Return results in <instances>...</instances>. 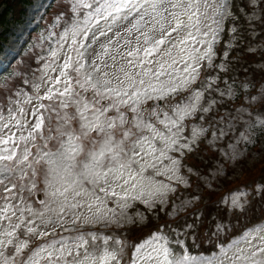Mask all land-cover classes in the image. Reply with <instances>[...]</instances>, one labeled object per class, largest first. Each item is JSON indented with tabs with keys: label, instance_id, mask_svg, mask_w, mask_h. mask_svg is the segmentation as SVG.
<instances>
[{
	"label": "snow or ice",
	"instance_id": "1",
	"mask_svg": "<svg viewBox=\"0 0 264 264\" xmlns=\"http://www.w3.org/2000/svg\"><path fill=\"white\" fill-rule=\"evenodd\" d=\"M242 7L249 23L259 18L264 40V0H242ZM200 9L199 0L61 4L40 37L49 52L41 45L39 62L29 57L0 87V264H264V181L239 205L208 204L185 215L169 205L176 186L192 188L193 176L213 187L190 163L206 129L189 135L187 121L208 119L226 96L244 94L262 118L240 139L264 138V64L258 99L241 93L249 81L221 90L230 49L217 64L214 44L228 5L216 6L215 28L202 24ZM41 63L47 71L33 93L31 68ZM205 63L209 74L193 88ZM26 96L30 109L21 106ZM229 116L231 127L238 117ZM193 199L206 202L199 188ZM97 225L127 232L104 238L115 250L102 260L91 251ZM37 239L43 243L31 247Z\"/></svg>",
	"mask_w": 264,
	"mask_h": 264
},
{
	"label": "rangeland",
	"instance_id": "2",
	"mask_svg": "<svg viewBox=\"0 0 264 264\" xmlns=\"http://www.w3.org/2000/svg\"><path fill=\"white\" fill-rule=\"evenodd\" d=\"M45 1L46 0H33L31 6L28 7V9H27V15L23 19L22 24H19V25L13 24L12 26H10L9 33L6 35V37L8 39V43L4 47V50L2 51V53H0V64L6 63L10 59V52L16 51L18 49V45L20 43L22 36L29 31L30 23L33 21V18L35 17L39 7ZM62 3H65V4L69 3V0H58L55 3V5L53 6V8L50 10L47 17L45 18L42 28L39 30V32L37 34H35L33 36V38H32L33 44L29 46V50L26 51L27 54L25 55V57L23 56L24 57L23 59H25V61L17 62V64L13 68L14 70L12 69L13 70L12 75L11 76H5L0 81V87H4V81H10V80L14 79L15 76L18 74V70L20 68L26 67L27 62L29 60V57H33V61H32L33 65H35L36 63L39 62V57H36L34 54L42 51L41 45H43V53L44 54H47L49 52L48 44L45 41L41 40L40 37L47 35L48 30L50 29V21L55 18V15L60 10ZM199 3L201 5L200 11H201V17H202V24L211 25L213 28H215L217 26L216 24L213 23V19L218 20V21L220 20V16L217 15L216 11H215L216 6L220 5V4H227L229 7V0H199ZM249 17H251V14L248 15V24H249ZM224 19H223V21H224ZM223 21L221 22V25H220L221 28H222ZM255 23L260 24L259 18H257ZM68 27L70 29L71 25H68ZM256 27H257V25H255L253 23L250 24L251 30L256 29ZM233 29H235V32L233 31ZM1 31L2 30H0V32ZM260 32L261 31L258 30V34H260ZM242 33H243V29L240 26H233L232 25V27L229 30V39L225 43V49H231V47L236 46V44H238V40H239L238 37ZM256 36H257V34H254L252 37L256 38ZM220 38H221V32L219 34V39L214 44V51L216 49V46H217ZM209 39H210V37H209ZM229 41H231V44L229 43ZM191 44H192V46H195L198 49L200 48V45L195 44L194 41L191 42ZM259 46L264 47V40H262V43ZM53 47H55V45H53ZM255 49H257V48H255ZM258 50L260 51L261 49H257V51ZM262 52L264 53V51H262ZM24 54H25V52H24ZM224 55H225V52L223 53L222 58L220 57L218 59L217 54H216L215 55V62L217 61L218 62L217 64H219L220 61L223 59ZM227 55H228V53H227ZM260 59L262 61H261V63L256 65L257 70L260 68L261 64H264V62H263L264 59H262V57ZM177 67L179 68L180 65L178 64ZM39 68L40 69L42 68L43 71H47V69L44 68V65L42 63L40 64ZM35 69H37V67L33 66L31 68V71L33 70L35 72ZM211 74L215 75L214 72ZM25 75L28 76L29 73H25ZM220 75H221V73H220ZM33 77H32V81H33ZM221 77H222V75H221ZM225 82H227V84H230L229 81H227V79H223L219 85L221 90H227V86H226ZM200 84H199V86H200ZM231 85L233 88H235L233 84H231ZM199 86H197V87H199ZM32 89H33V93H35L37 91L36 86L34 84H32ZM258 91H260V87L258 88ZM39 92L41 95L44 94L43 89H39ZM184 95H187V93H185ZM207 95L208 94L206 93L205 96L207 97ZM215 96L217 98H219V93H215ZM233 98H234V96L231 98L226 96L224 99L231 100ZM22 99H23L24 103L21 106L25 107L26 109H30L31 105L27 103L28 97L26 96ZM44 102H45V104L48 103L47 101H44ZM218 105L222 106L223 104H218ZM243 106L245 108L243 107L244 110L241 112L239 111V112L234 113L233 110L226 111L227 112V113L225 112L226 117L220 121L219 126L217 128H212V130L210 132L208 129H206V133L200 139V142H199L200 147H199L197 152H199V153L203 152V154L205 153L207 156L211 155L209 160L207 161V162H210L211 165H210V167H208L209 169L206 170L205 172L209 175L210 178H212V184H213V187L211 189H207L205 187L207 181L200 182L202 184L201 187H203L202 190L205 189L203 192L208 193L210 191L211 194L217 193V191L220 190L217 188H219V187L222 188L226 184H229L231 182H234L235 180H238L239 179L238 177H239L240 173L242 172V170L244 169L245 166H249V167L253 166L254 167V165H255L254 163L257 160V157L255 156L256 154L249 156L250 155L249 151L251 150L252 146L255 144V141H256L255 137H253L251 143H245L244 140L240 139V137L244 133L245 127H247V125L251 121L259 120L262 117L258 114L257 111L251 112V115H249L250 110L248 107H250V106H249L248 102H245ZM215 107H216V105L213 107V109H215ZM221 108H223V107H221ZM229 113H231V115L233 117H238L237 119L232 121L231 127H229V124L227 123V121H229V119H230ZM198 115H199V113H198ZM187 123L189 125L187 134H189V135L191 133L192 127H196L198 129L201 128L200 126H197L198 125L197 123L193 122L192 124H190L188 121H187ZM218 128H224L226 131V134L222 135V136L219 135V132L217 131ZM214 133L216 134L215 140H213V134ZM210 141H211V143H210ZM210 148H211V150H210ZM197 152L193 153V154L195 156L201 155V154H198ZM192 159H193V157H192ZM190 163H193L192 160L190 161ZM195 165L198 166L199 164L197 163ZM204 166L207 167L208 165L204 164ZM217 172H218V175H217ZM146 175L150 179L153 178V176H154V174L152 173V170H149V172L146 173ZM155 179L162 180L164 178L163 177H155ZM180 186H182V185H180ZM172 195H174V197H176V192L172 193L171 196ZM177 196H178L177 200L171 206V209L173 210V212L179 211V213H180L186 208L189 201H191V200L189 197L182 198L181 195H177ZM179 199H181L180 202H178ZM246 201H247L246 197H244L241 194H236L230 200L226 201L225 205L227 207H230L233 204L239 205L241 202H246ZM138 206L142 207V205H138ZM162 213H164V212L162 211ZM126 227L130 228L131 225H127ZM96 230L102 231L101 233L98 234L100 243H102V244L104 243V238L106 236H108L109 232L116 234L118 236L123 235V233L125 232V230L123 228H117L115 225H111L107 228H105L103 225H97L94 228H92V231H96ZM34 241H32V243ZM32 243L30 246H32ZM96 244H99V242H96ZM94 250H95V248H93L91 251H94ZM106 252H108V251L105 248L103 251H101L98 254L95 252H93V253L96 255V258L98 260H102Z\"/></svg>",
	"mask_w": 264,
	"mask_h": 264
},
{
	"label": "trees",
	"instance_id": "3",
	"mask_svg": "<svg viewBox=\"0 0 264 264\" xmlns=\"http://www.w3.org/2000/svg\"><path fill=\"white\" fill-rule=\"evenodd\" d=\"M14 2L16 0H0V8L3 9L0 13V26L6 23L10 10L14 8Z\"/></svg>",
	"mask_w": 264,
	"mask_h": 264
}]
</instances>
